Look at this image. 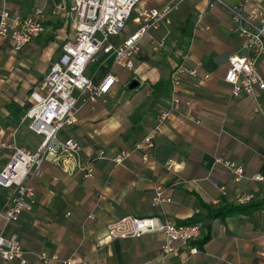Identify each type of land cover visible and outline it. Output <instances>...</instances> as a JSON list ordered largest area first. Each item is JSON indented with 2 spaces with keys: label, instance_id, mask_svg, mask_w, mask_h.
Returning a JSON list of instances; mask_svg holds the SVG:
<instances>
[{
  "label": "crops",
  "instance_id": "crops-1",
  "mask_svg": "<svg viewBox=\"0 0 264 264\" xmlns=\"http://www.w3.org/2000/svg\"><path fill=\"white\" fill-rule=\"evenodd\" d=\"M166 1L147 0L142 8ZM224 1L234 4L238 0ZM54 4L55 0L5 1L8 9L22 14L42 7L45 29L19 50L0 39V142L14 141L33 150L42 138L28 127L23 113L30 103V90L72 34H68L69 23L53 13ZM198 11H202L200 23L208 29L195 26ZM186 14L192 18L191 31L181 37L179 26ZM152 35L153 39L141 38L135 69L123 78L110 56L99 54L92 61L96 67L87 74L94 81L109 71L117 81L93 102H84L79 95L75 124L59 133L60 140L71 137L78 143L79 158L91 160L93 174L83 176L66 153L50 154L30 179L36 191L33 208L4 228L0 218L5 235L17 233L28 264H44L36 258L39 251L89 264H225L227 260L264 264V206L211 219L204 207L218 205L222 199L246 202L243 198L248 194L254 195L251 200L264 201V181L251 178L256 172L264 173V89H255L257 100L243 93L232 96L231 85L223 79L227 57L242 52L231 15L220 4L209 8L206 0H185L171 23ZM156 42L163 45L154 48ZM178 65L195 69V75L181 72L177 90L180 100L187 99L190 105L175 106L172 116L160 124L148 159L143 160L133 146L156 125L159 108L169 105V87L154 100L153 86L168 81ZM257 69L264 78V55ZM133 79L138 85L129 88ZM256 102L262 113L254 110ZM98 149L105 151V158L95 157ZM121 149L130 154L122 164H115L111 157ZM9 154L0 144V168ZM217 156L240 162L244 177L234 182L229 171L215 161ZM156 186L170 200L153 205ZM11 194L10 188L0 187V207ZM127 214L177 222L206 220L208 228L203 227L198 239L208 238L195 244L196 252H190L189 245L177 254L161 253L164 234L159 230L97 244L106 225ZM0 264L18 263L0 258Z\"/></svg>",
  "mask_w": 264,
  "mask_h": 264
},
{
  "label": "built area",
  "instance_id": "built-area-1",
  "mask_svg": "<svg viewBox=\"0 0 264 264\" xmlns=\"http://www.w3.org/2000/svg\"><path fill=\"white\" fill-rule=\"evenodd\" d=\"M3 0L0 7V39L6 40L14 50H19L25 44L41 35L45 29L44 10L35 7L29 14L12 11L5 6ZM139 0H55L53 13L63 21L73 24V32L61 44L59 56L54 59L47 72L39 79L29 92L30 103L23 113V119L28 120V127L42 136L35 149L16 144L14 141L0 142L10 150L9 157L0 168V187L10 188V199L0 207V218L3 228L8 223L18 220L23 212L30 211L36 202V191L30 179L41 167L48 155L55 157L62 153L75 160V167L83 176L93 174L91 160L79 158L80 146L71 137L59 139L60 131L76 122L79 109V95L82 101H95L102 98L117 81L116 74L105 73L98 81H94L86 73L87 65L99 55L111 57L112 66L132 70L135 59L140 51V40L147 36L153 39L152 32L162 25L172 21L173 14L185 0H168L161 5L141 8L138 11L136 26L125 36L120 32ZM215 4L222 5L231 15L233 30L241 40L242 52L227 57V68L224 81L231 85L232 96L249 94L255 100V89H264V78L257 69V62L264 55V0H238L228 4L224 0H206V7ZM202 11L196 13V27L208 29L200 23ZM162 42H156L154 48L161 47ZM186 70L195 75V69L184 68L181 65L173 68L168 77L169 105L159 108L155 119L157 121L149 131L133 146L147 160L154 146L155 137L161 132L160 124L169 119L176 105L188 107L189 100L181 101L177 95L180 74ZM78 93V94H77ZM255 111L262 113L258 102ZM264 115V114H263ZM130 150L121 149L111 157L115 164H122ZM96 158H105L103 149L96 151ZM215 161L222 164L230 173L234 182L244 177V168L240 162L217 156ZM251 178L264 181V173L256 172ZM224 190V186H220ZM253 194L246 195L248 201ZM165 197L160 186H156L151 197L153 205ZM89 217H93L92 214ZM162 231L164 240L160 250L162 254H177L180 249L190 245V252H196L197 240L203 231V223L199 220L177 222L172 219H160L156 216L123 215L106 225V233L97 240L102 244L107 240L138 237L151 231ZM23 249L17 233L5 235L0 230V258L5 261H17L18 264H28L23 255ZM36 258L44 264H89L86 260L75 261L72 257L60 258L56 254L39 251ZM225 264H236L227 260Z\"/></svg>",
  "mask_w": 264,
  "mask_h": 264
},
{
  "label": "trees",
  "instance_id": "trees-1",
  "mask_svg": "<svg viewBox=\"0 0 264 264\" xmlns=\"http://www.w3.org/2000/svg\"><path fill=\"white\" fill-rule=\"evenodd\" d=\"M191 21H192L191 15L186 14L183 19V23H181V25L179 26L181 37H187L190 35ZM67 22L70 23V21H67ZM159 86H163V87L160 88ZM168 87H169V81L167 80H160L159 82L155 83L153 86V91H152L154 100L157 98V96H159L162 90H165ZM262 206H264V201L248 200L246 202L234 204V203L226 202L224 199H222L218 205H210V204L204 205L208 219H211L213 217L224 218L225 216H228L234 213H247L253 209H256ZM202 223H203V227L205 228V230H207L208 225L206 224V220H203ZM207 238L208 236L205 235L201 237V239L191 242V244L195 245L196 243H198V245H201L207 240Z\"/></svg>",
  "mask_w": 264,
  "mask_h": 264
},
{
  "label": "rangeland",
  "instance_id": "rangeland-1",
  "mask_svg": "<svg viewBox=\"0 0 264 264\" xmlns=\"http://www.w3.org/2000/svg\"><path fill=\"white\" fill-rule=\"evenodd\" d=\"M146 1L147 0H139L135 4V6H134V8H133V10H132V12L130 14V17L128 18V20L125 23L124 28L120 32L121 36H125L131 29L134 28L135 23L137 22V19H138V11L142 7H144L146 5ZM72 32H73V24L70 22L69 23V32H68V34L70 35ZM65 33H66V31H64V34ZM96 64H97L96 62L89 63L87 65V68H86V73H89L90 71H92L96 67ZM114 68H115L116 71L123 72V74L121 75V78H123V76H125V74L129 72V71H127L125 69H122L120 67H117V66H114ZM134 69H135V66H134V68L132 70H134Z\"/></svg>",
  "mask_w": 264,
  "mask_h": 264
},
{
  "label": "water",
  "instance_id": "water-1",
  "mask_svg": "<svg viewBox=\"0 0 264 264\" xmlns=\"http://www.w3.org/2000/svg\"><path fill=\"white\" fill-rule=\"evenodd\" d=\"M137 85H138V80L133 79V80H131L130 83H129V88H134V87H136Z\"/></svg>",
  "mask_w": 264,
  "mask_h": 264
}]
</instances>
